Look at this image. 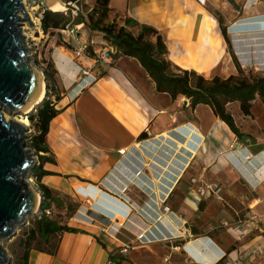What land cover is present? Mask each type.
<instances>
[{
    "label": "crops",
    "instance_id": "0c3cea01",
    "mask_svg": "<svg viewBox=\"0 0 264 264\" xmlns=\"http://www.w3.org/2000/svg\"><path fill=\"white\" fill-rule=\"evenodd\" d=\"M109 8L112 22L124 25L128 18L159 31L169 59L190 67L174 63L182 69L213 78L222 76L225 65L230 75L235 65H244L200 0H110ZM242 10V25L234 24L249 28L250 55H242L254 63L255 53L264 66V0H244ZM130 59L144 82L122 57L83 90L74 86V75L80 65L94 69L95 61H65V91L53 102L62 112L46 136L47 155L56 161L37 166L46 171L41 183L55 199L54 218L79 231L37 239L28 264H111L121 256L127 258L123 264H264V111L255 112V101L251 115L241 112L239 138L212 108L192 109L188 98L158 92L139 61ZM181 130L194 132V153H181L187 139ZM144 133L148 139L141 138ZM70 204L78 206L67 217ZM252 212L261 221L249 219ZM142 235L163 238L140 242Z\"/></svg>",
    "mask_w": 264,
    "mask_h": 264
},
{
    "label": "trees",
    "instance_id": "16d2710c",
    "mask_svg": "<svg viewBox=\"0 0 264 264\" xmlns=\"http://www.w3.org/2000/svg\"><path fill=\"white\" fill-rule=\"evenodd\" d=\"M70 1L77 2L78 0ZM109 3L110 0H97V7L88 15V20L84 16L78 15L75 24L87 25L91 30L101 32L110 41L114 47V52H112L114 61L110 65H114L117 59L122 57L136 58L156 83L158 92L169 94L173 100L186 97L190 100L192 109H196L199 105L211 107L215 116L225 122L233 133L239 138L244 136L233 115L228 111L227 105L231 102H238L241 112L247 116L251 115L257 98L259 97L264 102V76H251L245 74L244 69L239 68L238 74H232L226 78L219 76L206 78L194 70L182 69L190 67L184 65L173 55L171 58L174 63L182 68L169 59V52L163 37L154 27L139 25L128 18L125 19L124 25L117 22L105 25L104 19L110 16ZM94 13L98 14V18L95 19ZM217 19L225 39L230 44L231 39L227 27L220 18L217 17ZM70 23L71 18H68L63 12L50 10L45 11L41 19L42 29L47 34H53L56 30H65ZM45 74L50 82L55 79L56 71L46 70ZM60 99L61 97L58 96L57 101ZM61 112L62 110L57 109L50 100L46 99L38 107L36 113L29 117L37 130V134L32 139V147L40 159V166L48 161H56L47 155L51 150L46 143V136L49 133L51 122ZM32 175L37 180L43 202L40 213L37 215V225L29 230L27 238L22 243L24 252L19 264H28L29 250L37 239L42 242L47 234L79 231L78 228L60 224L58 218H54L51 204L55 199L52 197V191L41 183L46 171L37 166ZM77 206L78 204L69 205L67 217L77 210ZM47 210L51 211L50 215L46 214ZM119 258H121L120 261L111 264H123V260H127L123 256Z\"/></svg>",
    "mask_w": 264,
    "mask_h": 264
},
{
    "label": "water",
    "instance_id": "95a60500",
    "mask_svg": "<svg viewBox=\"0 0 264 264\" xmlns=\"http://www.w3.org/2000/svg\"><path fill=\"white\" fill-rule=\"evenodd\" d=\"M24 1L0 0V264L10 263V256L1 242L16 236L17 228L25 225L27 218L36 214L43 202L41 191L27 180L36 168L32 152L26 147L27 127L5 117V111L15 116H30L46 95L47 79L31 61L25 45L23 23H33ZM29 1L51 10L49 7L56 0ZM262 19L264 17H259ZM242 23L239 21L237 25ZM248 29L233 25L229 31ZM141 138L148 139V133ZM38 197L40 202L35 210Z\"/></svg>",
    "mask_w": 264,
    "mask_h": 264
},
{
    "label": "rangeland",
    "instance_id": "374dc122",
    "mask_svg": "<svg viewBox=\"0 0 264 264\" xmlns=\"http://www.w3.org/2000/svg\"><path fill=\"white\" fill-rule=\"evenodd\" d=\"M244 0H205L206 8L210 10L212 13L215 14L216 17L220 18L224 25L228 29V34L231 39V43L235 52V55L237 59L239 60V63L241 62L244 65L241 64L235 65L236 69H234V73L238 74L239 68L244 69L246 72L245 74H250L251 76H264V66L261 64L258 65L257 55L254 54V63L251 61H245V58L249 57V53L245 51V40H248L249 33L248 30H245V32L240 31L238 34L232 33L229 31V28L232 27L234 24H237L241 17L245 16L246 14L242 10ZM64 2L66 9L63 12L68 18H71L70 29H75V31L78 32V36L80 37V41L91 43L92 40L95 41V44H91L90 46V52H94V50H98L104 46L106 47H113L108 41L105 36L98 31L91 30L87 25L82 24V27L77 28L75 21L78 19V15L84 16L88 20V15L93 12V10L97 7V0H78L77 2H71L70 0H62ZM26 7L28 8L26 12L31 14L33 18L37 21L36 23H29L24 22V26L27 28L23 30V33L25 34V45L28 48V56L30 57L31 61H33L40 71L43 74V78H46V70H55V79L50 80V82L47 79V82L45 83L47 85L46 95L44 100L47 99L48 95L50 96V101L54 102L57 101V97L65 91V74L66 69L69 70V67H65V61L67 59L69 63V58L73 59L74 61H79L77 58H75V54L73 51L75 50L79 45L77 44L78 37H72L67 29L65 30H56L53 32V34H47L43 31L41 26V19L43 17V14L45 11H47V7L43 4L39 5H33L29 0H25ZM38 7V9H34L35 7ZM51 11V10H50ZM53 11V10H52ZM95 19L98 18V14L94 13ZM111 16L104 19V24H110L112 22ZM115 22V21H114ZM220 25V23H219ZM79 29V30H78ZM66 31V32H65ZM242 32V33H241ZM247 33V34H246ZM244 49V50H243ZM251 50V49H250ZM242 53L249 54L248 57H243ZM67 56L68 58H66ZM66 58V59H65ZM125 61L128 63V68H126L129 72H131L134 77L139 82H144L146 80L145 74L142 70H138L136 68V60L130 59L131 57H123ZM82 61H86L85 59H82ZM118 61V59H117ZM117 61L114 63L116 64ZM67 63V64H68ZM88 62L87 66H89ZM68 66V65H67ZM82 66V65H81ZM107 65L104 63H97L96 66H94L93 70L94 73L100 75L103 73L105 67ZM99 69V70H98ZM78 71L75 73L74 79L77 77ZM230 70L225 65L223 71L221 72V77L226 78L230 75ZM232 75V74H231ZM211 78V77H208ZM75 83V82H74ZM76 86V83L74 84ZM50 89V93L47 92ZM181 104L184 103V98H181ZM189 100V99H188ZM255 103V102H254ZM254 106V105H253ZM209 107V106H208ZM211 108V107H210ZM228 111L233 115L237 125L241 128V110L238 102H231L227 105ZM236 110V111H235ZM261 110L264 111V102L258 97L256 100V107L255 112L259 115L261 113ZM238 112V113H237ZM6 114H8L12 119L17 118L18 116H15L14 114H10L8 111H5ZM35 112H32L30 115L35 114ZM206 113V114H205ZM201 114L204 118L205 123L207 125L209 124V115L207 114L206 110H202ZM243 114V113H242ZM245 115V114H244ZM30 116H27L26 118L29 119ZM37 134V130L34 126V124L29 119V125L27 126V131L25 133L26 135V147L31 150L33 158L36 163V167L38 165V162L40 161L36 150L32 147V139ZM237 142L232 143L230 145V149H234L237 147V143H239V139L236 140ZM253 142L250 140L247 143ZM235 150V149H234ZM231 153V152H230ZM28 181L31 182V184L34 187H37L39 190V185L37 183V180L35 176L32 174L28 177ZM42 195V194H40ZM85 204V202H84ZM82 205V204H81ZM89 204H87V208H89ZM81 208V207H80ZM41 209V208H40ZM40 210L33 214L32 216L27 218V223L23 226H20L17 228L16 236H14L11 239H4L1 243L3 247L5 248L6 252L10 256V263L9 264H19L20 258L23 255L24 252V246L23 241L28 236L29 230L34 228L37 225V215H39ZM90 216L89 212H87V216Z\"/></svg>",
    "mask_w": 264,
    "mask_h": 264
},
{
    "label": "built area",
    "instance_id": "2783aa9c",
    "mask_svg": "<svg viewBox=\"0 0 264 264\" xmlns=\"http://www.w3.org/2000/svg\"><path fill=\"white\" fill-rule=\"evenodd\" d=\"M202 3H205V0H200ZM77 28H79V25L76 26ZM68 33L72 36V37H78L79 40L75 39L77 41V44L79 45L75 50H73V53L75 54V58H77L78 60L81 59H85V60H94L95 63H104V64H108V63H112L113 60V56H112V52H114V47H102L98 50H94V52H90V46L91 44H95V41L92 40L91 43L88 42H83L80 41V37L78 36V32L79 31H75V29H70V25H68L66 27ZM79 30V29H78ZM66 32V31H65ZM79 66V64H78ZM79 70L77 73V77L74 79L75 83H76V88H80L81 90L87 88L88 86H90L91 84H93L94 82L97 81V79L99 78L100 75L94 73V70L91 67H85V66H79ZM47 90V89H46ZM47 92L50 93V90H48ZM47 94V93H46ZM48 100H50V96L48 95L47 97ZM52 102V101H51ZM53 103V102H52ZM123 155H127L128 152L126 151H122ZM39 164V162H38ZM142 173V169L139 168L138 171L136 172L137 175H140ZM208 188L212 191H214L215 194H220L222 192V187L218 186V185H209ZM168 210V208H165ZM47 215L51 214L50 210L46 211ZM249 219L252 220H258L261 221V217H259L257 214L253 213L249 216ZM92 220V218H91ZM245 221H241V225H245ZM162 236H156L153 235V237H147L146 235H142L139 237V241L140 242H152V241H156L159 239H162Z\"/></svg>",
    "mask_w": 264,
    "mask_h": 264
},
{
    "label": "bare ground",
    "instance_id": "6f19581e",
    "mask_svg": "<svg viewBox=\"0 0 264 264\" xmlns=\"http://www.w3.org/2000/svg\"><path fill=\"white\" fill-rule=\"evenodd\" d=\"M24 6H25V9L27 10L28 8L26 7L27 5H26L25 1H24ZM38 7L39 6L35 7L34 9H38ZM49 8L51 10H53V11H56V12L64 11L66 9L65 4H64V2H62V0H56L55 3L50 5ZM28 15H29L32 23H36L37 22L30 13ZM79 27H82V24L79 25ZM26 28H27V26L26 27L24 26L23 30H25ZM193 45H196V44H193ZM189 62L192 63L193 65H197V58L194 55L190 54L189 55ZM5 117H6L7 120L14 121L17 124H19L20 126L27 127L29 125V119L26 118L25 116H18L17 118L12 119V117H10L8 114L5 113ZM181 132L183 133V135L184 134L187 135L186 136L187 139L184 140L183 142H181L182 143V147L180 148L181 153L185 154V151H188V150H190V151H192L194 153L195 152L194 151L195 146L193 147V142H192L193 139H194L193 138V133L194 132H189V131H186V130H181ZM172 164H175V162H172ZM168 169H169V167H168ZM28 182L31 183L30 181H28ZM39 202H40V197H38V199H37V207H36L35 210L38 209Z\"/></svg>",
    "mask_w": 264,
    "mask_h": 264
}]
</instances>
